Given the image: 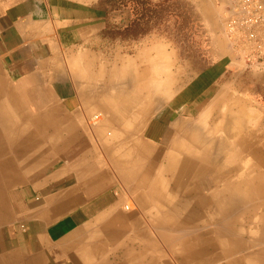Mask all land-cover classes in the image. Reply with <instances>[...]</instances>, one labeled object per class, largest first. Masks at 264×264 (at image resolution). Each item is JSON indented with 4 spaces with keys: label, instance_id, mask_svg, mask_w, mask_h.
Here are the masks:
<instances>
[{
    "label": "crops",
    "instance_id": "1",
    "mask_svg": "<svg viewBox=\"0 0 264 264\" xmlns=\"http://www.w3.org/2000/svg\"><path fill=\"white\" fill-rule=\"evenodd\" d=\"M106 16L100 0H0V263L87 264L88 252L98 259L105 253L116 259L119 252L124 258L132 255L134 262L161 259L151 255L159 252L151 242L166 236L168 227H190L192 241L210 243L206 258H213L212 264L264 261L262 250L236 257L237 263L231 258L233 249L264 243V141H255L257 134L236 146L254 147L255 157L241 158L236 167L230 164L234 157L223 153L220 168L228 176L192 172L184 178L191 182L181 180L171 194L159 182L166 178L161 175L167 173L175 182L180 170L165 171L166 153L158 152L165 164L152 172L143 165L150 156L105 161L96 151L107 117L124 123L120 106L112 112L110 85L127 83L136 68V58L103 51ZM222 52L208 74H217L223 60L233 56L228 44ZM56 98L66 106L61 137L41 140L39 101ZM94 114L105 117L98 130L87 123ZM147 114L149 107L138 113ZM157 126L152 128L149 118L144 134L154 138ZM256 126L264 130L263 124ZM117 132L109 131L113 136ZM111 164L119 173H111ZM224 185L229 188L220 192ZM122 196L132 197V209L123 208ZM247 225L257 230L245 234ZM215 240L228 248L218 249ZM124 242L128 246L115 249Z\"/></svg>",
    "mask_w": 264,
    "mask_h": 264
},
{
    "label": "rangeland",
    "instance_id": "2",
    "mask_svg": "<svg viewBox=\"0 0 264 264\" xmlns=\"http://www.w3.org/2000/svg\"><path fill=\"white\" fill-rule=\"evenodd\" d=\"M127 1L128 0H124L122 6L115 8L113 2L110 0H102L101 3L107 11L104 29L113 30L115 26L123 24L122 21L126 19L130 13V5H128ZM227 1L228 0H166L163 4L165 11L158 19H152V24L150 25L151 31L149 33L135 37H123L121 35L108 36L103 34L104 38L107 39L103 41L102 47L105 53L114 55L119 51L126 54V56L136 58V68L133 77L129 78L127 83L118 82L110 85L112 93V99L110 100L112 112L116 106H120L125 116L123 117L124 123L120 126L115 122V116H108L107 122L101 130L102 135L100 137V144L96 148V151H98L99 155L105 157V161L115 156H122L127 161H130L133 156H146L149 158L150 150H153L152 154L161 151L162 155H164L165 150L169 149L170 143L173 140L172 135H168L169 138L167 137V127L169 129L173 127L172 125L176 120H183L189 116L190 113H193L195 114V118H197V130L200 131L201 129H205L206 120L209 119L207 118L209 117L207 116L208 111L206 108L203 109L205 111H198L199 108L204 105L217 104L213 110L214 114L212 116H217L219 113H224L226 111L231 113L234 117L239 115V113L243 114L242 105L247 102L250 103L254 109L249 115L246 113L243 115L244 123L242 122L240 125L241 128L243 127L244 129L247 124L252 126H256L257 124L264 125V65L248 64L231 48L233 56L232 58L226 57V59L223 60L222 67L217 71L218 76L213 77L217 75L215 73L208 74L209 69L216 63L220 55L223 54V47L227 44L230 46L229 40L224 34L225 8ZM163 49L167 51L170 62L168 64L158 63L157 72L152 73L151 65L154 60L153 55L156 54V50L160 51ZM146 63L150 64V69L149 65ZM60 86L61 85H58V87ZM100 86L102 90L106 88L104 84ZM156 90L163 95L162 99H158L159 96L154 93ZM175 91L178 92L176 104L173 101L174 94L176 93ZM100 101L102 103H108V100L103 98ZM161 102L163 103L161 104ZM64 103L65 102L61 98H56L48 102L39 101V113L41 116L39 124V127L41 125V131L39 132V136L41 140L52 138V136L55 139L61 137L60 134H62L63 131V120L65 118L63 112L66 107ZM141 104L142 106H140ZM180 106H182V108H180ZM147 107H149V116L145 115L143 117L141 115L140 117V115H138L140 110ZM174 109H176L175 112ZM246 110L248 109L245 108V111ZM170 111L174 113H170ZM97 113H100V111H97L95 114ZM95 114L89 117L87 123L91 125V127L97 126L98 130L103 116L100 114L99 118H95ZM134 117L137 119H134ZM204 117H206V119ZM149 118L152 121V128L156 127L158 123L162 121L161 127L157 126L159 133H157L154 138L144 134V129ZM111 129L118 131L115 136L109 133ZM243 129H238V132L241 131L236 135L237 138L243 135ZM254 133L258 134L259 132ZM139 139L142 141L141 143H137ZM254 140H257V137H255ZM133 142L136 145L135 149L132 148ZM185 143L186 145L189 144L187 141ZM150 145H152L154 149H150ZM236 146L237 143L235 147L228 148L227 152H222L219 147H217L215 151L220 152V154L224 153V156L227 154V156L230 155L231 158L234 157L232 158V166L238 164L241 158L245 160L248 156L255 157L254 147L247 148L246 150ZM260 150L264 152V146L261 145ZM215 151L214 153H216ZM139 161L140 160L136 158L135 162ZM143 161L145 170H150L152 172H159L161 170V165L163 166L165 164V162H163V156H159L154 163H152L150 159L149 161ZM109 166L111 173H119L116 165L114 166L111 164ZM242 166L247 169L251 167L250 164H242ZM168 171H173V169ZM163 176L166 178L161 179L159 182L164 184V188L167 189L168 193H174L176 188L174 180L170 178V175L167 173L161 175V177ZM185 182L189 183L191 181L185 180ZM122 197L124 198V202H131L134 206V200L131 196ZM171 215L174 216L175 214L171 213ZM256 215L258 214L255 212V219ZM249 221L251 220L247 222ZM249 227L250 225H247V228L243 229L245 234L257 230ZM168 228L166 229V239L165 237L164 239L163 237L159 239L158 237H153L155 238V240H153V244L155 245L153 246L159 249V252L157 251L156 254L151 255H161L162 259H170L172 264H192V262L189 261L184 262L182 259H176L177 250H172L173 247H171L173 242L177 244L185 239L192 240L190 227ZM261 250L264 251V243L253 244L243 250L233 249L231 258L237 263L238 260H236V257L256 255L258 251L261 252ZM90 255L91 254L88 253L87 261L90 260L89 262L92 264H105L106 262H108V264H116L127 260V258L123 257L121 252H119L116 259L107 258L110 253H105L104 257L99 259L96 257L94 258L93 255L91 257ZM151 260L152 259L147 261ZM259 262L264 264V261L261 260L257 261L254 259L249 261L250 264H259ZM128 263L129 262L126 261V264ZM218 263H223V261L220 260Z\"/></svg>",
    "mask_w": 264,
    "mask_h": 264
},
{
    "label": "bare ground",
    "instance_id": "3",
    "mask_svg": "<svg viewBox=\"0 0 264 264\" xmlns=\"http://www.w3.org/2000/svg\"><path fill=\"white\" fill-rule=\"evenodd\" d=\"M161 49V48H160ZM154 60L152 61V65H151V71L153 72H157V65L158 63L162 64H168L170 62L167 51L166 50H160L157 51L156 50V54L153 55ZM156 60V61H155ZM148 64V63H146ZM149 65V69H150V64ZM148 67V66H147ZM145 68V67H144ZM150 71V70H149ZM150 71V72H151ZM176 76V75H175ZM151 83V82H150ZM160 88V87H159ZM162 88V87H161ZM178 90V89H177ZM103 91V90H102ZM159 91V90H158ZM163 92V91H162ZM176 92V91H175ZM174 92V93H175ZM155 94H157L159 97L158 99H162L163 95L160 92H157V90L154 92ZM165 94V93H164ZM178 92H176L174 95V103L176 104V100L178 99ZM105 95V94H104ZM135 95V94H134ZM153 95V94H152ZM138 97V96H137ZM152 97V96H151ZM170 97V96H169ZM106 98V96H105ZM140 98V97H139ZM83 99V98H82ZM141 99V98H140ZM103 101V100H102ZM145 101V100H144ZM237 101V100H236ZM228 102V101H227ZM233 102V101H232ZM163 102H161L162 104ZM143 104V103H142ZM142 104L140 106H142ZM200 104V103H199ZM231 104V103H230ZM108 106V105H107ZM164 106V105H163ZM199 106V105H198ZM217 106V104H212V105H204L203 107L199 108L198 111L203 110L204 108H206V110L208 111L207 113V119L206 120V126L205 129H201L200 131H198V124H196V119L195 118V114L190 113L189 116H187L185 119L183 120H179V121H175V123L172 125L173 127H171L170 129L167 127V137L169 138L168 135H172L173 136V140L170 143L171 145L169 146V149L165 150V155L167 157L168 160V164L167 166H165V171L167 170H171L172 168L176 167L177 170L179 169V174L177 175V179H175V185H177V183L184 181V178L191 176V173L193 172L194 174L196 173H201L204 171H212L213 174L219 176V177H226L227 175V170H224L223 168H220V166L222 165L221 162V158H224L222 155L220 154V152L215 151V149L217 147L221 148L222 152H224L225 150H227L230 146H232V144L234 143H243L246 144L248 143L250 140H252V138L255 137V133L257 129L259 131V133L257 134V139H259V141H264V130L262 129V127L260 126H252L250 124H247L244 129L243 127L241 128V124L244 120V116L245 113L247 115L250 114V112H252V110L254 109L252 107V105L250 103H245L244 105H242L243 107V114L239 113V115L236 116H232L231 113L228 112H224V113H219L217 116H212L213 110L214 108ZM228 106V105H227ZM238 106V105H236ZM160 107V106H159ZM19 108V106H18ZM25 108V107H24ZM118 109V107H116ZM162 108V106H161ZM245 108L248 109L245 111ZM23 109V108H22ZM21 109V110H22ZM121 109V108H120ZM188 109V108H187ZM107 111V110H106ZM192 111V110H191ZM216 111V110H215ZM30 112V111H29ZM122 112V111H121ZM183 112V111H182ZM23 113V112H22ZM95 113V112H94ZM116 113V112H115ZM123 113V112H122ZM181 113V112H180ZM184 113V112H183ZM154 114V113H153ZM200 114V113H199ZM260 114V113H259ZM107 115V114H106ZM148 115V114H147ZM155 115V114H154ZM179 115V113H178ZM184 115V114H183ZM241 115V116H240ZM98 116V115H96ZM103 116V115H102ZM149 116V115H148ZM206 116V115H205ZM104 117V116H103ZM118 117V116H117ZM136 117V116H135ZM134 119H137L135 118ZM138 117V116H137ZM141 117V115H140ZM184 117V116H183ZM93 118V117H92ZM105 118V117H104ZM119 118V117H118ZM139 118V117H138ZM177 118V116H176ZM200 118V117H199ZM206 119V117H204ZM103 119V118H102ZM179 119V118H178ZM203 119V120H205ZM260 119V118H259ZM88 120V119H87ZM105 120V119H104ZM131 120V119H130ZM145 120V118H144ZM202 120V119H201ZM49 121V120H48ZM106 121V120H105ZM174 121V120H173ZM250 121V120H249ZM90 122V121H89ZM103 122V121H102ZM203 122V121H202ZM246 122V121H245ZM251 122V121H250ZM94 123V122H93ZM244 123V122H243ZM257 124V123H256ZM126 125V124H125ZM244 125V124H243ZM120 126V125H119ZM141 126V125H140ZM132 127V126H131ZM130 127V128H131ZM238 129H243V135H241L240 137H236V135H238ZM261 129V130H259ZM197 131V132H196ZM40 132V130H39ZM192 132V133H190ZM133 134V133H132ZM171 137V136H170ZM105 138V137H104ZM8 139V138H7ZM49 140V139H48ZM188 142L189 144L186 145L185 142ZM256 141V140H255ZM264 144V142H263ZM261 145V144H260ZM151 146V145H150ZM150 149H154V147L152 148V146L150 147ZM247 150V148H246ZM9 151V150H7ZM214 151L216 153H214ZM12 152V151H11ZM153 150H150V161L152 163H154L155 160H157V157L159 156L158 151L157 153L152 154ZM221 152V153H222ZM227 152V151H226ZM250 152V151H249ZM177 153V154H176ZM236 153V152H235ZM232 153V154H235ZM187 154V155H185ZM231 154V155H232ZM227 155V154H226ZM230 156V155H229ZM261 156V155H260ZM162 157V156H161ZM176 157H177V165H176ZM226 157V156H225ZM225 161H227L226 159H224ZM243 160V159H242ZM229 162V161H228ZM227 162V163H228ZM240 162V161H239ZM231 164V163H230ZM195 165H198L197 170H195L194 168L196 167ZM75 166V165H74ZM172 166V167H171ZM237 167V164H236ZM235 168V167H234ZM214 171H213V170ZM232 169V168H231ZM195 170V171H194ZM242 170V169H241ZM164 171V168H163ZM198 171V172H197ZM239 172V171H238ZM198 173V174H199ZM231 173V172H230ZM228 176V175H227ZM214 177V176H213ZM236 177V176H235ZM204 179V178H201ZM205 181V180H204ZM203 181V182H204ZM219 181V180H218ZM185 182V181H184ZM201 182V181H200ZM215 182V181H214ZM172 183V182H171ZM197 183V182H196ZM199 183V182H198ZM197 183V184H198ZM207 184V183H206ZM205 184V185H206ZM216 184V183H215ZM200 185V184H199ZM173 187V186H172ZM207 187V186H206ZM152 188V187H151ZM187 188V187H186ZM191 189V187H189ZM204 189V187H202ZM229 187H226L225 185L218 188V190L220 192H222L223 190H227ZM217 190V189H216ZM237 190V189H236ZM163 191V190H162ZM136 203V202H135ZM124 206L123 208L126 210H130L132 209L134 206L133 204H131V202H124L122 203ZM203 204V203H202ZM170 206V205H169ZM172 206V205H171ZM170 208V207H169ZM165 212V211H164ZM163 212V213H164ZM2 214V213H0ZM165 214V213H164ZM225 214V213H224ZM161 215V214H160ZM163 215V214H162ZM145 216V215H144ZM165 218V216H164ZM169 218V217H168ZM163 219V218H162ZM162 219L159 220V223H161L160 221H162ZM166 220V218H165ZM170 220V219H168ZM167 220V221H168ZM156 221V220H155ZM164 221V219H163ZM162 221V223H163ZM176 221V220H175ZM174 221V222H175ZM9 222V221H8ZM141 223V222H140ZM168 223V222H167ZM170 223V222H169ZM172 223V222H171ZM172 225V224H171ZM183 228V227H182ZM169 229V228H168ZM171 229V228H170ZM174 229V228H172ZM177 230V229H176ZM191 230V229H190ZM182 231V230H181ZM163 233V232H162ZM168 233V232H167ZM171 233V232H170ZM183 233V232H182ZM235 233V232H234ZM158 234V233H157ZM163 235H166L163 233ZM180 235V234H179ZM92 236V235H91ZM139 236V235H138ZM167 236V235H166ZM166 236L165 239H166ZM175 236V235H174ZM184 236V234H183ZM163 237V239H164ZM142 238V237H141ZM144 238V237H143ZM146 238V237H145ZM174 238V237H173ZM180 238V237H179ZM242 238V237H241ZM222 239V238H220ZM251 239V238H249ZM140 240V239H139ZM149 240V239H146ZM168 240V239H167ZM166 240V241H167ZM169 241V240H168ZM120 242V241H119ZM143 242V241H141ZM146 242V241H145ZM150 242V241H149ZM165 242V240H164ZM215 245L216 247L219 246L220 247H224L226 243H223L221 240H215ZM115 243V242H114ZM113 243V244H114ZM153 243V241L151 242ZM204 241L200 240L199 242L194 240H189V239H185L183 240L181 243H175L173 242V244L171 245L172 250H177V258L176 259H182V261H189L192 262V264H212L213 263V258L212 259H208L207 254L209 253L207 250V247L210 246V243H206L203 244ZM128 246V243L124 242L119 244V247L115 246L116 248H122L124 247V245ZM150 244V243H149ZM165 244V243H164ZM210 244V245H209ZM109 245V244H108ZM238 245V243H237ZM166 246V245H165ZM228 246V245H227ZM236 246V245H235ZM13 247V246H12ZM151 247L153 248V245L151 244ZM224 248H228V247H224ZM237 249V248H236ZM235 249V250H236ZM8 250V249H7ZM224 249H222L223 251ZM227 250V249H226ZM10 251V250H9ZM14 251V250H12ZM220 251V253L222 252ZM15 252V251H14ZM171 252V251H170ZM89 253V252H88ZM88 253L86 255H88ZM215 254V253H214ZM218 254V253H217ZM12 255V254H11ZM4 256V255H3ZM2 256V257H3ZM10 256V255H9ZM19 256V255H18ZM17 256V257H18ZM217 257V256H216ZM20 258V256H19ZM91 258V257H90ZM128 264H172V261L170 259H156L153 258L151 261H142V259L139 262H134V260L132 261V255H128ZM136 258V257H135ZM142 258V257H141ZM146 258V257H145ZM219 258V257H218ZM235 258V257H234ZM233 258V259H234ZM106 259V258H105ZM221 259H216L215 261H218ZM224 260V259H222ZM237 260V259H236ZM90 261V260H89ZM86 261L87 264H92L91 262ZM126 261L124 262H120L118 264H126ZM179 261V260H178ZM10 264L9 260L7 259V261H5V263ZM20 263V262H19ZM230 263V262H229ZM1 264V263H0ZM105 264H108V262H106Z\"/></svg>",
    "mask_w": 264,
    "mask_h": 264
},
{
    "label": "built area",
    "instance_id": "4",
    "mask_svg": "<svg viewBox=\"0 0 264 264\" xmlns=\"http://www.w3.org/2000/svg\"><path fill=\"white\" fill-rule=\"evenodd\" d=\"M224 34L248 64L264 65V0H228Z\"/></svg>",
    "mask_w": 264,
    "mask_h": 264
},
{
    "label": "trees",
    "instance_id": "5",
    "mask_svg": "<svg viewBox=\"0 0 264 264\" xmlns=\"http://www.w3.org/2000/svg\"><path fill=\"white\" fill-rule=\"evenodd\" d=\"M100 1L102 2V0ZM110 1L113 2L115 8H119L123 5L124 0ZM165 1L128 0L127 3L130 5L129 16L122 21L123 24L115 26L113 30L103 29V34L108 36L135 37L149 33L151 31L150 25L152 24V19H158L165 11V8H163Z\"/></svg>",
    "mask_w": 264,
    "mask_h": 264
}]
</instances>
